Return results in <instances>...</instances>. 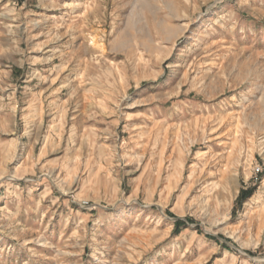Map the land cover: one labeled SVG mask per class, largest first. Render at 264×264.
I'll list each match as a JSON object with an SVG mask.
<instances>
[{"label":"rangeland","instance_id":"374dc122","mask_svg":"<svg viewBox=\"0 0 264 264\" xmlns=\"http://www.w3.org/2000/svg\"><path fill=\"white\" fill-rule=\"evenodd\" d=\"M0 264H264V0H0Z\"/></svg>","mask_w":264,"mask_h":264},{"label":"trees","instance_id":"16d2710c","mask_svg":"<svg viewBox=\"0 0 264 264\" xmlns=\"http://www.w3.org/2000/svg\"><path fill=\"white\" fill-rule=\"evenodd\" d=\"M240 197H243V193L240 195ZM180 225H184V223L181 222V221H176L175 222V227H179Z\"/></svg>","mask_w":264,"mask_h":264}]
</instances>
